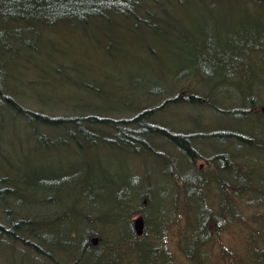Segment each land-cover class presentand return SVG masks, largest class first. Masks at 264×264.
<instances>
[{
	"label": "rangeland",
	"instance_id": "1",
	"mask_svg": "<svg viewBox=\"0 0 264 264\" xmlns=\"http://www.w3.org/2000/svg\"><path fill=\"white\" fill-rule=\"evenodd\" d=\"M252 5L244 1L212 5L191 3L168 6L169 13L166 14L156 8L157 14L167 21L158 26L159 31L136 29L134 22L121 16H116L112 23H88L86 29L63 26L56 30H38L37 39H29L35 44L33 49H22L19 54L11 51L10 74L8 70L5 74L9 78L7 84L9 81L13 96L23 105L54 116L98 114L130 118L142 109L159 108L156 120L172 131H186L196 137L194 146L201 151L199 165L203 166L216 154L233 151L232 160L245 162L246 167H254L256 163L262 172L263 150L253 148L246 154L236 148L237 143L233 140L222 141L203 135L228 136L225 131H234L264 139V94L254 98L255 106L262 110L260 115L240 118L226 112L238 107L230 97H238L247 88L264 86L257 79L264 72V60L258 58L259 64L252 63L248 69L243 67L237 72L219 68L214 71L216 64L210 57H204L202 46H208L206 49L210 52L229 46L232 41L240 43L242 39L235 38L243 29L250 40L264 44V8ZM152 7L155 9L156 5L152 4ZM246 23L249 27L244 25ZM197 89L210 96V103L215 101L223 111L189 103L172 104L175 96L187 93L190 96ZM167 99L171 101L162 107ZM249 105L247 103L246 107ZM0 137L4 154L0 155V165L10 163L11 175L18 176V186L23 193L14 196L12 204L5 205L0 201V223L7 228L10 223L6 206L17 208L23 214L33 212L39 218L49 219L60 212L59 205H41L39 198L45 191L37 190L42 189L37 185L38 181L37 187L24 182L27 176L69 177L72 188L61 195L62 201L69 204L79 178L91 186L92 201L97 197L100 203L104 200L113 203L118 196L134 191V184L144 192L150 186L157 187L158 181H163L160 171L169 169L168 164L185 161L179 147L169 142L159 145L166 153L160 158L147 151L136 152L131 148V152L105 145L87 152L78 151L73 140L60 129L52 131L49 139L37 146L30 127L15 119L7 124L4 122ZM249 198L248 195L245 199L248 201ZM141 200L147 202V197L143 196ZM236 200L241 211L240 222L231 219L219 233L216 229L205 232L208 244L202 251V264H264V243L258 239L261 235L256 233L260 218L254 219V215L264 208L248 206L241 198ZM211 205L216 208L215 203ZM88 208L93 210L94 204H89ZM154 214L157 215L156 210ZM132 219L135 225L141 221L142 231L140 214L132 215ZM91 225L94 230L106 232L98 222ZM186 228L187 221L183 216L180 221L174 220L166 233H157L158 237L152 234L146 240L159 246L156 251L157 258L161 254V261L166 255L168 264H199L197 257H187L186 250H191L194 237L187 236ZM37 230L42 235L55 233L53 224ZM96 237L92 240L99 246L101 238ZM13 241L6 234L0 237V264H76L77 253L72 251L56 249L54 256H49L45 252H34L33 247L20 241ZM256 247L258 251H255ZM224 251L228 254L223 257ZM145 253L152 264L153 250L147 247ZM87 259L84 258L86 264ZM90 259L89 264H94Z\"/></svg>",
	"mask_w": 264,
	"mask_h": 264
},
{
	"label": "trees",
	"instance_id": "2",
	"mask_svg": "<svg viewBox=\"0 0 264 264\" xmlns=\"http://www.w3.org/2000/svg\"><path fill=\"white\" fill-rule=\"evenodd\" d=\"M228 1L232 4L244 1L264 8V0H0V129L4 127V122L7 124L15 119L30 127L37 146L41 141L49 139L52 131L60 129L73 140L74 148L78 151L87 152L105 145L131 152V148L136 152L147 151L158 158L166 154L159 148L161 142H169L179 147L181 155L185 157L183 163H187V166H182L183 163L177 161L168 164L166 167L169 169L160 171L163 181H158L157 187L150 186L144 192L134 184V191L118 196L113 203L108 200L100 203L97 197L92 201L91 186L79 178L69 204L61 199L63 191L72 188L69 177H46L41 174L37 177L27 176V181L24 182L35 187L38 185L42 189L37 190L45 191L39 198L41 205H59L60 212L48 219L39 218L33 212L23 214L17 208L6 206L10 227L0 223V237L6 234L13 242L20 241L27 247H33L34 252H45L49 256H54L56 249L67 253L72 251L73 254L77 253L76 264L85 262L84 258H88V264L90 258L94 260V264H149V257L145 253L147 247L153 250L152 264H168L165 261L166 255L163 257L164 261L159 259L161 254L157 258L156 250L159 246L146 238L152 234L158 237L157 233H166L174 220L180 221L185 216L188 229L185 233L189 232L187 236L194 237L191 250L185 249L187 257H197L199 264H202V251L208 244L205 232L211 233V229H216L219 233L231 219L240 222L241 211L236 198H241L248 206L264 208V171L259 170L258 164L255 163L254 167L250 165L252 168L246 167L245 162L232 160L230 155L234 154L233 151H227L225 154H216L203 166L199 165L201 151L194 146L196 137L186 131H172L156 120L159 116V111L156 110L159 108L142 109L130 118L98 114L54 116L23 105L13 96L9 81L7 84L9 78L5 75L7 70L8 75L10 74L13 60L11 51L19 54L22 49L26 51L35 46L29 39H37L38 30H56L63 26H80L86 29L88 23H112L116 16H121L134 22L136 29L159 31L158 26L167 21L157 14L156 8L166 14L169 13L168 6L191 3L212 5ZM152 4L156 5L155 9ZM244 25L249 27L248 23ZM237 34L235 39H242L240 43L232 41L229 46H221L210 52L206 49L208 46L202 45L204 57H210L216 64L214 71L219 68L221 71L230 69L237 72L243 67L248 69L252 63L259 64L258 58L264 60V44L250 40L244 29ZM29 35L33 37L27 38ZM26 40L29 41L25 45ZM38 41L41 43V39ZM261 73L262 77L257 79L264 85V72ZM263 94L264 86L247 88L238 97H230L238 107L226 112L240 118L260 115L262 110L255 106L254 98ZM210 99V96L197 89L190 96L187 93L175 96L172 101L167 99L162 107L171 101L172 104L189 103L223 111L215 101L210 103ZM247 103L250 104L249 107H246ZM225 132H228V136L218 133L203 135L216 140H233L237 143L236 148L246 154L253 148L264 151V139L258 140L234 131ZM2 147L1 144L0 155L4 156ZM10 168V163L0 165V201L5 205L12 204L14 196L23 195L18 176L12 177L13 169ZM37 181L39 183L36 185ZM248 195L250 198L247 201L245 198ZM143 196L147 197V202L141 200ZM91 203L94 204L93 210L88 208ZM211 203H215L216 208ZM155 210L157 215L154 214ZM134 214H140L143 219L144 229L141 233H138L134 219L131 220ZM254 216L255 220L260 218V228L256 233L261 235L258 239L264 243V209ZM96 222L106 232L94 230L91 224ZM46 224H53L55 233L45 232L42 235L37 230ZM96 236L101 238L99 246L93 242ZM257 249L256 247L255 251ZM227 254L224 251L223 257Z\"/></svg>",
	"mask_w": 264,
	"mask_h": 264
},
{
	"label": "water",
	"instance_id": "3",
	"mask_svg": "<svg viewBox=\"0 0 264 264\" xmlns=\"http://www.w3.org/2000/svg\"><path fill=\"white\" fill-rule=\"evenodd\" d=\"M140 225H141V221L137 223L136 228L138 233H141L142 231L140 230Z\"/></svg>",
	"mask_w": 264,
	"mask_h": 264
}]
</instances>
